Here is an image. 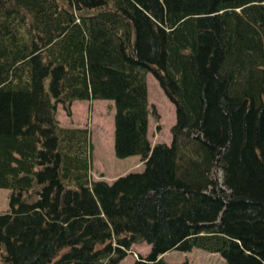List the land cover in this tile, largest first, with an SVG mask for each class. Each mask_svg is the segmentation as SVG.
<instances>
[{"label":"trees","instance_id":"1","mask_svg":"<svg viewBox=\"0 0 264 264\" xmlns=\"http://www.w3.org/2000/svg\"><path fill=\"white\" fill-rule=\"evenodd\" d=\"M147 73L170 144L148 137ZM76 100L113 102L114 154L143 171L92 179L89 127L57 118ZM0 188L1 264H120L143 242L133 264H264V0H0Z\"/></svg>","mask_w":264,"mask_h":264},{"label":"rangeland","instance_id":"2","mask_svg":"<svg viewBox=\"0 0 264 264\" xmlns=\"http://www.w3.org/2000/svg\"><path fill=\"white\" fill-rule=\"evenodd\" d=\"M146 79L149 108L151 112L155 111L157 116L155 118L152 113L149 115V140L152 145L161 142L170 144L172 140L171 128L175 123L174 104L165 95L152 73H147ZM109 102L112 101L93 100L85 102L76 100L73 115H68L61 104L58 105L57 109V118L60 125L72 127L70 125L77 124L89 127L93 144L91 169L93 180H110L129 172H141L145 168L144 162L140 160L138 155L125 158L115 156L113 135L110 134V119L113 126L114 109ZM214 173L216 176L222 177L220 169H216ZM2 190L9 192L7 189ZM3 191H0V212L4 210L7 202L5 199L7 196ZM149 251L150 245L146 242L135 243L120 264H133L137 254L145 256ZM162 257L172 264H224V259L218 253H211L199 248H192L186 252L171 250L164 253Z\"/></svg>","mask_w":264,"mask_h":264},{"label":"crops","instance_id":"3","mask_svg":"<svg viewBox=\"0 0 264 264\" xmlns=\"http://www.w3.org/2000/svg\"><path fill=\"white\" fill-rule=\"evenodd\" d=\"M82 101H85V102H91V101H88V100H82ZM93 101V100H92ZM74 102L75 101H73L72 102V105H71V110H72V115L74 114ZM109 103H111L110 105H113V102H109ZM114 111V110H113ZM112 111V112H113ZM111 118V117H110ZM70 126H72V127H84L85 125H70ZM113 131H114V123H113V126L111 125V119H110V134L111 135H113ZM120 176V175H119ZM118 177V176H117ZM117 177H114V178H111L110 180H105L106 182H108V183H111L115 178H117ZM0 191H3L2 190V188H0ZM4 193H5V195L8 197V193L9 192H6V191H3ZM7 197L5 198L6 199V201L8 202V199H7ZM6 202V207H4V210H2L0 213H2V212H5V211H7L8 210V203ZM134 245V244H133Z\"/></svg>","mask_w":264,"mask_h":264}]
</instances>
